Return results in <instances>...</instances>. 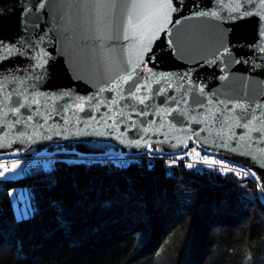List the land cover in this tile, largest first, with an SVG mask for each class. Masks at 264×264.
I'll return each instance as SVG.
<instances>
[{"label":"water","instance_id":"water-1","mask_svg":"<svg viewBox=\"0 0 264 264\" xmlns=\"http://www.w3.org/2000/svg\"><path fill=\"white\" fill-rule=\"evenodd\" d=\"M41 3L0 0V155L180 153L194 143L248 168L264 203V147L253 142L264 139V52L245 47L258 19L264 30V0H246L250 12L245 0Z\"/></svg>","mask_w":264,"mask_h":264},{"label":"trees","instance_id":"trees-1","mask_svg":"<svg viewBox=\"0 0 264 264\" xmlns=\"http://www.w3.org/2000/svg\"><path fill=\"white\" fill-rule=\"evenodd\" d=\"M59 160L50 172L28 164L22 177H0V264H264V203L252 180L161 159L72 167ZM74 177L82 185L90 177L134 183L138 205L105 210L89 202L63 230L44 208L48 181L71 201ZM21 188L36 192L41 208L24 222L11 201Z\"/></svg>","mask_w":264,"mask_h":264},{"label":"snow or ice","instance_id":"snow-or-ice-1","mask_svg":"<svg viewBox=\"0 0 264 264\" xmlns=\"http://www.w3.org/2000/svg\"><path fill=\"white\" fill-rule=\"evenodd\" d=\"M245 5H246V0H245ZM36 6L41 9L45 7V5L41 3V0H36ZM255 7H256L255 3H253L251 7H248L246 5L243 11L250 12L252 8H255ZM27 10L31 11L32 7H29ZM23 11L24 9H22V12ZM236 18H240V16L237 15ZM257 30H258L257 40L251 42L250 45H247V44L245 45V47H251V50H252L250 53L251 55H258L259 53L264 52V47H261V44L259 43L261 38L264 37V30L260 29L259 19L257 21ZM3 47H4V44L0 42V48H3ZM237 62H241V61L238 60ZM244 62H247V61H244ZM44 71H46V69ZM44 71H41L38 74L42 76L44 75ZM136 83H138V81L134 82L129 87V92H131L132 89H135L137 92L140 91L139 88H136ZM156 91L157 93L159 92L158 89ZM10 99L13 100V104H12L13 107L23 110L21 112V115L24 116L25 120L35 119V117L32 116V111H38V110L33 109L32 111H29L24 104L19 103L18 97L14 98L10 96ZM169 99L174 100V98L172 97H170ZM140 103H144V101L140 100ZM92 118L95 119V117H92ZM241 119L243 121V127L246 128L247 121L251 119V115L250 114L242 115ZM47 122H48L47 120L43 121V123H47ZM14 123L21 124V120L15 119ZM41 127H43V124H41ZM0 131H3V128H0ZM55 134L60 135L59 132H56ZM32 138L33 137H29V139H32ZM45 138L48 140L52 139L51 136H46ZM65 139H67V137H65ZM256 141H259L260 146L264 147V139H261L260 133H256V140L253 142L255 143ZM137 143H139V141H137ZM57 151L63 152L65 151V149L60 146H57ZM85 159H86L85 154L80 153L78 156V159L67 161V165L69 167L83 166V161ZM204 162L210 163L207 160H205ZM57 163L63 164L65 163V161L63 160L57 161L49 157L48 159L42 162V167L45 172H50V171H53V165ZM12 167L15 169L17 165H12ZM188 167H192V165L190 164L188 165ZM0 175H3V173H0ZM105 175L107 176V173ZM48 185H49L48 187L49 195L45 201L44 208L47 211V213L51 215L55 224L63 230L71 229L75 210L80 207H83L86 203L91 202L92 204L98 207H102L105 210H111L113 208L124 207V206L132 205V204L138 205V200L136 199L137 197L136 186L134 183H128L127 181L125 182L124 187L113 186V185L105 186L103 178L90 177L87 184L82 185L80 180L74 177L70 185V190L73 196V199L71 201L66 199L63 193H56L58 181L55 178L50 179L48 181ZM94 196L96 197L95 200L92 199ZM27 199H29L30 201L29 206L25 210V212L21 214L20 217L17 218L18 222H24L30 219H34L41 212V208L39 206L38 194L36 192L29 191L27 193Z\"/></svg>","mask_w":264,"mask_h":264},{"label":"built area","instance_id":"built-area-1","mask_svg":"<svg viewBox=\"0 0 264 264\" xmlns=\"http://www.w3.org/2000/svg\"><path fill=\"white\" fill-rule=\"evenodd\" d=\"M196 147L197 153H193L190 148ZM80 153L76 152H57V153H38V152H24V153H16V154H9V155H0V173L4 172H11L13 170L12 165L14 164H21V165H28V164H35V165H42V162L49 157L53 158L54 160L57 159H69L74 160L78 159ZM86 159L84 162H92V161H100L102 163L108 161H115L120 165L125 163L134 161L140 162L142 160L149 161L154 159H161L170 162H183L186 167L188 165L197 166L199 168L208 167L211 170H220L223 173L225 171L235 172L239 176L240 179H250L260 187L258 178L246 167L237 164L235 162L228 161L217 156L214 153L207 152L200 147H197L196 144L190 143L188 149L180 153H163V152H154V151H147L142 153H135V154H122V153H107V154H100V155H89L85 154ZM207 160L210 163H205L204 161ZM251 173V174H249Z\"/></svg>","mask_w":264,"mask_h":264},{"label":"rangeland","instance_id":"rangeland-1","mask_svg":"<svg viewBox=\"0 0 264 264\" xmlns=\"http://www.w3.org/2000/svg\"><path fill=\"white\" fill-rule=\"evenodd\" d=\"M190 150L193 153H197V148L196 147H191ZM17 165V167L10 172H4L3 175H0V177L2 178H9V179H16L19 177H22V175L24 174V167L23 165L17 163L14 164ZM27 189H16L13 190L11 193V201H12V205L14 208V213L16 217H20L21 214H23L25 212V210L28 208L29 206V199H27Z\"/></svg>","mask_w":264,"mask_h":264}]
</instances>
